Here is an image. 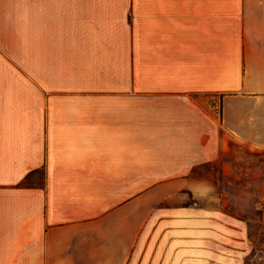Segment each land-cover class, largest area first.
I'll return each instance as SVG.
<instances>
[{
  "label": "crops",
  "instance_id": "1",
  "mask_svg": "<svg viewBox=\"0 0 264 264\" xmlns=\"http://www.w3.org/2000/svg\"><path fill=\"white\" fill-rule=\"evenodd\" d=\"M219 185L264 193V0H0V264H158L150 193Z\"/></svg>",
  "mask_w": 264,
  "mask_h": 264
},
{
  "label": "rangeland",
  "instance_id": "2",
  "mask_svg": "<svg viewBox=\"0 0 264 264\" xmlns=\"http://www.w3.org/2000/svg\"><path fill=\"white\" fill-rule=\"evenodd\" d=\"M214 172L218 184L220 168ZM196 195L186 190L161 200L150 193L147 221L135 222V232L162 237L148 241L150 256L159 248L158 264H264V193L224 192L219 185Z\"/></svg>",
  "mask_w": 264,
  "mask_h": 264
},
{
  "label": "trees",
  "instance_id": "3",
  "mask_svg": "<svg viewBox=\"0 0 264 264\" xmlns=\"http://www.w3.org/2000/svg\"><path fill=\"white\" fill-rule=\"evenodd\" d=\"M31 177H33V174H32V173L26 178L25 182H23V185H24V184H25V185L28 184L29 181H30V179H31Z\"/></svg>",
  "mask_w": 264,
  "mask_h": 264
}]
</instances>
